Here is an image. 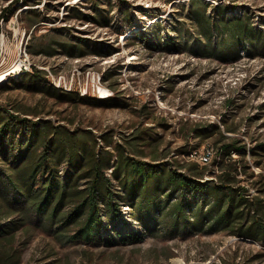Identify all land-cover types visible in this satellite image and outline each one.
<instances>
[{"label": "rangeland", "instance_id": "374dc122", "mask_svg": "<svg viewBox=\"0 0 264 264\" xmlns=\"http://www.w3.org/2000/svg\"><path fill=\"white\" fill-rule=\"evenodd\" d=\"M204 1L211 16L217 6H224L234 16L249 13L255 25L264 28V0ZM192 2L44 0L35 6L28 0H0V17L7 14L0 20V112L30 111L35 114L27 117L34 121L38 114L56 125L91 130L100 147L116 154L101 138L111 136L128 157L151 165L165 163L174 169L192 162L206 165L208 180L222 171L213 167L215 159L221 160L222 135L234 138L247 147L246 161L254 173L253 177L240 173L239 178L253 196H260L264 58L244 51L237 61L221 62L195 54L192 44L198 35L188 19ZM31 11L39 14L38 21L30 19ZM78 13L81 20L75 18ZM154 22L160 23L157 29L164 40L181 35L184 46H157ZM53 41L74 46L83 42V53L73 57L37 53ZM24 59L32 63V70L51 72L54 78L47 77L54 86L87 100L61 103L28 91L21 72L8 75ZM196 130L202 135L196 137ZM139 134L145 141L132 152L124 140ZM252 149L263 156L253 157ZM209 153L210 161L204 163L202 158ZM137 228L144 235L141 241H106L105 234L102 243L63 244L49 231L33 227L27 234L21 230L13 247L21 251L20 264H264L262 244L230 231L181 230L170 235V228L160 223L152 235Z\"/></svg>", "mask_w": 264, "mask_h": 264}, {"label": "trees", "instance_id": "16d2710c", "mask_svg": "<svg viewBox=\"0 0 264 264\" xmlns=\"http://www.w3.org/2000/svg\"><path fill=\"white\" fill-rule=\"evenodd\" d=\"M28 1L36 6L44 0ZM208 9L204 0H193L190 8L188 19L198 35L192 44L195 54L221 62L237 61L244 51L264 58V28L255 25L249 13L234 16L231 8L229 12L217 6L211 16ZM34 11L30 19L38 21ZM75 18L81 20V14ZM153 24L156 29L161 26ZM153 36L157 46H184L181 35L164 40L157 29ZM82 45L53 41L37 53L73 57L83 53ZM21 80L28 91L61 103L87 100L57 88L45 70L36 67L23 73ZM21 113L0 112V264H20L21 251L13 247L14 240L21 230L27 234L33 227L49 231L63 244H94L102 243L105 234L106 241H141L144 235L138 225L154 235L163 223L170 235L181 230L186 234L230 231L264 246V182L260 196L243 186L240 173L251 177L254 173L246 161L247 147L236 139L222 135L221 160L213 162L222 171L208 180L206 165L192 162L177 169L165 163L151 165L128 157L125 147L114 145L111 136L101 138L116 154L100 147L91 130L56 125L38 114L34 121L27 115L35 113L26 111L25 117ZM143 140L139 134L124 141L136 152ZM258 147L264 151V144ZM250 152L253 157L263 156L255 149Z\"/></svg>", "mask_w": 264, "mask_h": 264}, {"label": "built area", "instance_id": "2783aa9c", "mask_svg": "<svg viewBox=\"0 0 264 264\" xmlns=\"http://www.w3.org/2000/svg\"><path fill=\"white\" fill-rule=\"evenodd\" d=\"M19 72H21V74H23V73H26V72H30V71H32V63L29 61V60H23V61H21L20 63H19ZM14 70H11L9 73H8V75H10V73H12ZM48 71V70H47ZM15 73V72H14ZM47 76L49 77H53L54 78V75L51 73V72H49L48 74H47ZM56 87L57 88H61V86L59 85V86H57L56 85ZM66 91H70V90H67L66 89ZM98 94L101 96V97H107L108 95L107 94H102V93H100V92H98ZM202 161L204 162V163H208L209 161H210V153L209 154H207L206 156H204L203 158H202Z\"/></svg>", "mask_w": 264, "mask_h": 264}, {"label": "bare ground", "instance_id": "6f19581e", "mask_svg": "<svg viewBox=\"0 0 264 264\" xmlns=\"http://www.w3.org/2000/svg\"><path fill=\"white\" fill-rule=\"evenodd\" d=\"M18 70H19V66L15 67L13 72H18Z\"/></svg>", "mask_w": 264, "mask_h": 264}]
</instances>
